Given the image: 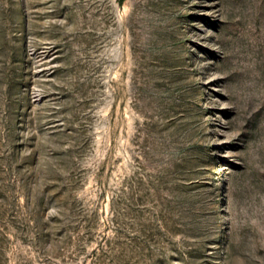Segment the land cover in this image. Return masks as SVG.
Returning a JSON list of instances; mask_svg holds the SVG:
<instances>
[{
	"label": "rangeland",
	"instance_id": "rangeland-1",
	"mask_svg": "<svg viewBox=\"0 0 264 264\" xmlns=\"http://www.w3.org/2000/svg\"><path fill=\"white\" fill-rule=\"evenodd\" d=\"M0 264H264V0H0Z\"/></svg>",
	"mask_w": 264,
	"mask_h": 264
}]
</instances>
